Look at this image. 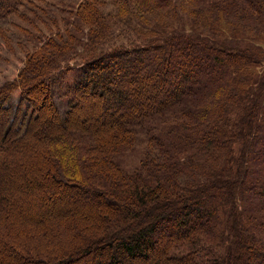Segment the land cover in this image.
<instances>
[{
	"label": "trees",
	"instance_id": "1",
	"mask_svg": "<svg viewBox=\"0 0 264 264\" xmlns=\"http://www.w3.org/2000/svg\"><path fill=\"white\" fill-rule=\"evenodd\" d=\"M37 1L0 0L1 31L55 25L0 83V247L28 264L104 247L107 264H136L161 239L167 264H264V0H79L40 20ZM137 140L128 170L118 157ZM36 157L96 204L74 251L64 220L38 217L55 192L38 191Z\"/></svg>",
	"mask_w": 264,
	"mask_h": 264
},
{
	"label": "rangeland",
	"instance_id": "2",
	"mask_svg": "<svg viewBox=\"0 0 264 264\" xmlns=\"http://www.w3.org/2000/svg\"><path fill=\"white\" fill-rule=\"evenodd\" d=\"M79 0H44V1H37V5H41L42 8L45 9L44 5L46 6V12L43 14H38L39 20L40 15L42 18H46L47 15L59 18L61 14H65V10L62 11L59 7L62 5H65L63 3H68L64 7H70L73 3H77ZM104 7H112L113 6V0H104ZM9 19L5 20L3 22L2 31L0 30V83H2L6 79H11L16 76L17 70L21 66L24 56L27 51H31L35 46L38 45V41L36 40L39 36L37 31L40 29L42 33L49 34V32L53 31V27L51 25V21L48 22H35L34 26L29 25L28 22L18 18H14L13 22H18L20 25V29H18L15 25H13V22L10 23ZM60 26L62 25L61 22H58ZM34 27L36 29H34ZM51 29V30H50ZM53 29V30H52ZM3 33V35H2ZM41 34V33H40ZM261 42L264 46V33L261 35ZM62 90L59 89L54 90V99L56 104L58 105L60 111L64 110L65 107V98L62 96ZM18 90L14 91V95H17ZM62 96H60L59 95ZM88 113V112H87ZM83 114L86 116L85 111L78 113L79 116L83 117ZM94 121H96L98 124H101L100 119L98 115H93ZM4 121L0 122V126L4 125ZM37 124V123H36ZM107 126L109 123H106ZM1 135V134H0ZM143 141L137 140L132 147H128V149H125L124 152L119 155L118 159L120 158L121 161L119 162L121 165L126 167L128 170H131L132 167H134L140 157L141 149L143 147ZM38 157H36L37 160ZM38 165L32 166L34 172H36L37 176L38 174L42 176L40 178L41 185L38 186V191L43 190L44 188L47 189H53L55 192L54 197H48L45 200H41L40 206V215H38L39 219L46 220L50 217H56L59 220H64V223H55L53 225V228L60 229L62 233L65 234V237L62 238V242H65L66 245L64 249H73L69 251H74L76 247H78V244L83 243L82 239H79V229H81V226H88V223H90L91 218L93 219L94 215V221L96 222V216L95 212L98 211L96 208V204L94 203H88V202H81L80 200H77L76 198L72 197L69 193V191L59 190L58 185L55 184L52 177H47L46 175H42L41 168L47 166V163L43 160H37ZM38 167V168H37ZM29 176L27 175V178ZM39 177V176H38ZM1 185V183H0ZM59 192L62 194L61 198H56V196L59 195ZM77 196V195H76ZM45 202V203H43ZM79 206V207H78ZM73 213V219L71 218L70 214ZM73 225L72 227H67L66 225ZM37 226V225H36ZM69 229V231H68ZM93 229V228H92ZM91 230V229H90ZM89 230V231H90ZM39 231V230H36ZM88 231V232H89ZM34 233L33 231H29V234ZM91 232H89L90 234ZM61 235V234H60ZM61 237V236H60ZM72 237V238H70ZM74 237V238H73ZM160 238V237H158ZM58 239V238H56ZM72 241L70 242V240ZM20 242L25 243L27 246V249L31 251L32 253H40L42 254V251H38L39 249H32V247H36V244H40L37 240V237L34 241L33 239H30L27 234H19L18 239ZM12 241V240H11ZM157 243H154V248L157 250V258L156 254H154V251H151V253H148V257L144 259V261H136V264H167L165 260L162 257V253L158 254V249H160L161 246V239L156 241ZM13 244H17L16 241L12 242ZM42 244V243H41ZM68 245L71 247L68 248ZM98 245H102V243H98ZM75 247V248H74ZM8 251L5 248L0 247V264H28L27 261L23 260V257L12 253L7 254ZM150 254V255H149ZM111 256L110 252L107 251V249L104 247L101 253H96L94 250H89L88 252H80L73 254L72 260L69 264H107L108 258Z\"/></svg>",
	"mask_w": 264,
	"mask_h": 264
}]
</instances>
